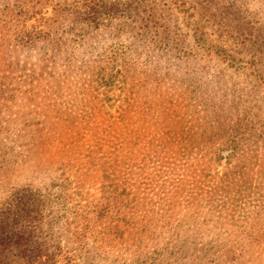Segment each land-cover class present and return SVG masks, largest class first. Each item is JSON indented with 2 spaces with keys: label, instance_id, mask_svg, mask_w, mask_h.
Instances as JSON below:
<instances>
[{
  "label": "rangeland",
  "instance_id": "1",
  "mask_svg": "<svg viewBox=\"0 0 264 264\" xmlns=\"http://www.w3.org/2000/svg\"><path fill=\"white\" fill-rule=\"evenodd\" d=\"M6 2L0 0V6ZM34 4L37 15L29 25L75 41L79 44L75 51L81 54L148 60L114 70L137 76L133 84L145 92L154 90L151 96L174 95L181 102L175 99L179 113L194 105L225 104L239 108L238 118L258 125L255 134L210 132L189 151L153 141L152 130L129 126L141 135L139 144L122 151L129 152L127 158L108 173L119 190L142 192L139 210L121 215L125 225L103 247L83 253L78 264H228L222 259L234 248L237 254L244 251L245 259L233 264H264V0H34ZM3 53L0 48V57ZM123 86L120 79L112 89L98 88L109 112L118 110L125 96ZM204 90L210 97L199 95ZM90 136H85L89 144ZM46 153L34 152L32 161L0 171V201L14 185L36 180ZM106 174L99 172L98 184L90 183L95 185L92 192L98 193L96 187ZM192 213L200 217L194 224L184 218ZM164 216H173L174 223L182 220L177 230L172 229L176 241L168 246L160 237L149 242V233L143 231L164 221ZM133 235L136 241L128 244Z\"/></svg>",
  "mask_w": 264,
  "mask_h": 264
},
{
  "label": "trees",
  "instance_id": "2",
  "mask_svg": "<svg viewBox=\"0 0 264 264\" xmlns=\"http://www.w3.org/2000/svg\"><path fill=\"white\" fill-rule=\"evenodd\" d=\"M4 1L5 6H0V48L4 50L0 57V108L4 109L0 115V171L19 161H32L34 152L40 155L47 150L48 154L45 164L39 163L43 166L36 171L37 181L14 185L0 201V264H78L83 253L90 255L103 247L125 225L121 215L138 212L142 192L119 190L108 173L127 158L129 152L122 151L139 144L141 135L129 126L152 130L153 141L188 151L194 149L195 141H206L210 132L256 133L257 122L238 118L239 108L225 104L194 105L191 111L179 113L175 103L181 102L174 95L151 96L154 90L145 92L133 84L137 76L114 70L148 60L81 54L75 51L79 48L75 41L55 38L50 30L29 25L37 15L34 0ZM40 48H51L50 54L29 53ZM120 79L125 96L112 113L98 88L112 89ZM198 93L210 97L206 90ZM88 133L91 144L85 141ZM101 171L107 174L96 187L98 193L92 192L95 185L90 183L96 180L98 184ZM195 215L184 218L194 224L200 219ZM178 221L182 222L164 216V221L143 231L149 233V242L160 237L168 246L176 241L173 230L180 226ZM133 237L123 240L132 244ZM180 237L178 243L183 244ZM235 249H229L222 262L233 264L244 258V251L237 254Z\"/></svg>",
  "mask_w": 264,
  "mask_h": 264
}]
</instances>
